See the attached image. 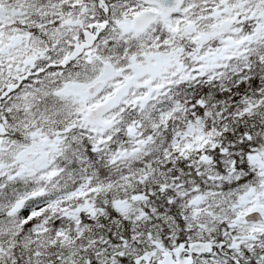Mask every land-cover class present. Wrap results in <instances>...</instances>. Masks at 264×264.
Wrapping results in <instances>:
<instances>
[{"label": "snow or ice", "instance_id": "obj_1", "mask_svg": "<svg viewBox=\"0 0 264 264\" xmlns=\"http://www.w3.org/2000/svg\"><path fill=\"white\" fill-rule=\"evenodd\" d=\"M0 264H264V0H0Z\"/></svg>", "mask_w": 264, "mask_h": 264}]
</instances>
